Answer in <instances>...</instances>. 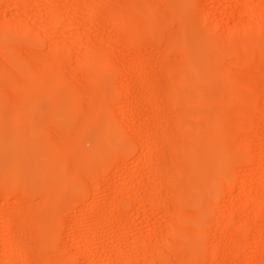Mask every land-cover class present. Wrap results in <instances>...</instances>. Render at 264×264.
Segmentation results:
<instances>
[{"label":"rangeland","instance_id":"1","mask_svg":"<svg viewBox=\"0 0 264 264\" xmlns=\"http://www.w3.org/2000/svg\"><path fill=\"white\" fill-rule=\"evenodd\" d=\"M47 2L49 3V0H0V194L4 192L5 195L2 198V195L0 196V264H130L131 262H135V260L137 264H165V259H163V257L167 258L168 256H173L170 257V260L176 263L177 259L176 261L174 260L176 256L178 257L176 254L180 256L183 255L184 252L188 254L187 264H264V235L262 241H258L261 238L259 234L262 228H264V199H262V197L264 198V137H258L256 126L248 130L249 132H245L243 141L247 138L244 143L248 148L244 152L235 147L236 143L234 144V139H236V134L231 121H229V116L217 121L210 116L200 115L195 117V120L193 118L188 119V121L196 126L194 128H188L183 123L178 124L175 120L168 118V111H171L170 109L175 107L174 101H172L173 99L161 102L162 98L159 99L158 95V93H160L159 91L164 90L163 94L168 93L167 90L170 92L171 89L168 88L172 86L169 85H177L178 82L176 83V81L179 80L177 75L182 72L180 68H176L177 70L175 69V73L172 72L171 74V72H168L167 74L166 71L164 74V71H162L163 68H161L162 64L167 63L166 65H168V61H165L166 56L163 57L162 54H165L162 47L165 49L166 46L164 44L165 40L164 42L162 40L164 38L163 33L168 34L166 32H172V38L175 34L177 37L173 38V51L169 55L171 63L173 62L172 64H176V67H178L180 63H187L189 73H193V78L190 76L188 80L182 83L183 85L179 84L178 86H182L186 91L192 93L193 90H195L194 94L198 97L196 99L197 102L193 99H191V102L186 95L185 97L181 96L180 100L182 104L184 101L183 105L185 107L188 108L190 106L189 108H191L192 105V107L197 108H195L196 110L200 108L199 111H202L201 108H208L211 111L216 110L218 104L220 105L222 100L220 101L217 99L216 92L214 91L226 95L228 92H230L229 94L234 92L242 94V91L243 94L247 93V95L244 94V98H246V96L249 98L248 96L254 95L251 96L253 99L251 102L252 104L255 102L258 104L255 103L252 107L257 108V111H260V113L264 115V70L262 69L264 68V0H140V4L145 7L140 6L135 8L136 11L133 10L132 14L134 13L136 15L137 13L141 20H145L144 23H148L152 20L157 21V16L160 21V27L157 23L155 27H158V30H160L161 39L156 36L158 35V31L156 32L157 29L151 30V38L148 36L149 40L152 39L153 42L146 40V36L143 37L145 38L143 39V35H139L138 32L136 46H134V48L126 46V37L124 36L131 31L135 23L131 17L127 18V23L123 25L124 35L121 41H114L116 27L112 29L113 27L108 23L113 14H119L126 8L124 7L126 0H114L108 3L106 1V3L97 6L95 0H54L55 4L53 6L55 9L60 13L62 12V14L68 12L69 16L72 18L70 21L73 22V25H71L70 28L67 27L66 20L61 18L59 19L61 22H58L59 25L55 26V29L51 27L52 31L48 30V28L51 29L50 27H47L51 25L50 16H52ZM122 8L123 10H120ZM253 8L256 11H253ZM170 11L171 13L169 14ZM253 12L256 13L254 14ZM166 13L168 14L166 15ZM138 16L136 18L140 21ZM148 16L150 20L146 19ZM66 19L70 18L68 17ZM13 20L23 22L19 23L20 26L17 25V22H14L17 24L15 27L11 28L14 26ZM24 20H29L30 23H28L27 30L23 31L21 29V24L25 23ZM92 20L98 21L97 23L101 24L103 27L101 25H96V27L88 26L89 21L91 22ZM198 20H200V23H197ZM9 22L10 28L7 30ZM254 22L255 24L258 22V24L255 25ZM239 23L241 25L243 23L246 24V27L242 25V28L244 27L247 30L243 28L245 30L243 32V30L239 28L241 27ZM46 24L47 26L45 28ZM84 24L87 26L86 29ZM104 25L107 26H105L106 29ZM208 25L210 28H212V26L214 27L210 29ZM235 25H239V33L241 34L238 33L239 35L232 36L230 32L233 31L231 29H236L233 28L236 27ZM57 27L60 28L58 29ZM43 28L45 31L47 29V31L51 32H46L47 35H44L43 32L45 31ZM65 28L67 30H65ZM12 29H18L19 32L12 31ZM35 31L36 34L33 33ZM83 31L85 34L82 33ZM22 32L23 34H21ZM41 32L43 34H41ZM64 32H66V34ZM154 32H156V35H154ZM173 33L174 36L172 35ZM40 34L41 42L40 40L38 41V39H40ZM44 36L48 38L47 42L53 41V44L58 42L56 45H58L60 50L55 54L52 53L50 55L51 57L48 55L53 45L51 46L52 43H46V37ZM180 37H183V39ZM224 39H227L225 40L226 42H224ZM87 42H89L88 44L91 43V45H95L96 50L100 48L99 51L105 52L107 49L112 59L115 58L114 61L112 60L113 63L111 62L106 68L105 65H102L101 68V65H99V67L95 66L96 70L94 66L89 67L90 69H83L81 67L82 62L80 63L78 60L83 57V55H88L90 50H93L91 46L85 44ZM237 42H240V45ZM3 44L4 46H2ZM14 44H17L15 47H18L20 50L22 48V51L18 48H13ZM150 44L154 46L153 49L156 52L155 54L161 52L160 54L162 55L160 57H156L155 54H153L154 56L151 55V52L154 51L152 50L153 46L151 47ZM180 44L182 46H180ZM177 45L179 47H176ZM225 46L228 52L223 51L225 50ZM2 47H4V51H1ZM11 47L16 50H12ZM73 47H75L76 50L71 51ZM141 47H145L144 50H146V54L143 52V56L145 55V65L148 60L151 63H158L156 66H153V64L149 62V65L152 66H145V75L140 79V81H142L140 82L138 79L137 88L135 91L131 92L132 94H129L133 96H131L133 99L129 96V99L133 102H126L129 100L126 98L128 96L125 95L126 87L123 88L126 84L120 82L122 81L120 75L116 73H119L121 66L134 63V58L136 57L134 53L140 51ZM5 48H9L10 51L8 49L6 51ZM178 48H181L184 53ZM241 48H243V50H240V52L244 53L238 52L239 50L237 49ZM256 48L259 51L255 50V52H253ZM250 50L252 52L249 53ZM158 51L159 53H157ZM178 51L183 55L181 56ZM229 52L230 54H228ZM215 53L217 55L222 54L220 55L222 58H219L220 56H217ZM256 53L260 54L255 57L254 54ZM39 54L42 58L45 56V62L40 56H37ZM172 54L175 55V57L172 58ZM231 54L233 57L234 55L236 56V58L234 57L236 60L238 59L237 55L239 56L241 54L242 58L246 60H253L255 58L254 63H249L250 65H247L248 62L246 64V61L241 63L242 65H237L238 67L234 64V71L239 73L240 79L237 76L238 74L236 75L232 72V67L234 68V66H232L233 57L229 56ZM177 55H179V58L181 56L182 59L186 60H178ZM34 56L39 59H35ZM52 57L54 58L53 65H59L56 71L59 72L61 76L60 82L56 81V83L51 82L56 75L54 69L46 73V78L43 77L44 79H40V72L42 70L40 71V67L37 65H42L44 63L42 67L45 66L47 64V59L49 58L50 62ZM224 57L227 59H224ZM218 58L220 61H218ZM58 60H60V63ZM167 60H169V58ZM261 61L263 62L262 68L259 64ZM40 62L42 64H40ZM177 62L179 63L177 64ZM218 64L222 67L220 65L218 66ZM227 65L229 67H227ZM258 65L260 67H258ZM34 67L39 68L37 69L39 73ZM61 67H63V69ZM113 67L116 71L118 69V71L115 72ZM10 69L14 70L10 72ZM78 69L83 71H78ZM139 70L137 71V76H139ZM14 71H16L17 74L19 73L18 75L24 78L26 77L28 80H26V82L23 81L24 78L20 79L21 77L16 73L13 74ZM173 74H176V78L174 77V81L176 79L175 83H173L174 81L172 80ZM16 75L21 82L16 78ZM212 77L217 83L212 81ZM223 77L227 79V82L220 81V78ZM241 77L243 79H241ZM210 79L212 82L209 81ZM34 80L38 81L41 85L38 84L32 91L28 83H32V81L36 82ZM78 80L79 82L82 80L81 86ZM234 82L237 83L231 84ZM123 83L125 85H123ZM250 83L253 84L251 85ZM78 84L80 87H78ZM88 84H91L92 88ZM157 84L162 90H159ZM218 84L222 85L219 86ZM186 85L187 87L190 85L188 88L191 89H188ZM86 87H90V89H86ZM249 88L252 90L250 91ZM146 89L150 90L151 93H144L143 90L145 91ZM155 89L159 91L154 92ZM34 93L36 95L38 93V95L36 96ZM152 93L154 95H152ZM171 93H173V95L175 94L174 96L172 95V98L178 95L177 90H171L170 94ZM150 94L154 97H150ZM95 95L99 96L98 102L92 101L94 98H92V96ZM120 95L122 96L120 97ZM204 95H207V98H210L211 95H213V97L211 96L208 100ZM214 95L217 100L214 98ZM161 96L162 94L160 97ZM228 96L229 95H227L226 98L229 100L230 97ZM242 96H235L234 99H230L229 101L224 98L223 104L226 101L224 104L226 108H230V110L234 108L235 112H232L236 114L237 109L239 110L242 104H244L243 102H247L246 100L244 101ZM104 97L107 101L104 100ZM146 97L148 99L150 97V99L146 100ZM134 98L136 99L134 100ZM85 99L91 101L85 102ZM82 102H85L86 107ZM87 103H89L90 107H93H87ZM110 104L111 106H109ZM15 105L17 108H15ZM235 108L237 109L235 110ZM195 109L191 108L189 110L195 111ZM82 112L84 114H82ZM153 112L157 117L152 116V114L154 115ZM80 113L82 116L85 115L83 119L78 117ZM158 113L160 114L158 115ZM163 115H166L167 118ZM88 117H90V119ZM120 118H123V120ZM163 118H165V120H163ZM85 119L86 122L83 121ZM77 120L81 122L80 125L82 127L84 126V128H79L77 126ZM112 120L113 124L115 123L116 125L114 124L113 126L112 123H109ZM198 120L199 122H197V124H199L197 126L196 121ZM161 123L162 126H160ZM171 124L178 128V130L180 128L179 131L182 133L179 136L180 138L174 135L171 144L165 143L163 147L164 143H159L155 147V150L149 147L148 149L150 152L147 150V147H145L146 150L145 148L144 150H139L143 144L141 142L150 132L152 137L155 135L154 138H159V142L162 139L165 140L164 135L166 133L164 132L165 130L166 132L169 130ZM199 125L201 126L199 127ZM111 126L114 128L113 130ZM116 127L119 128L117 129L118 131H115ZM156 129L158 136H156ZM194 129L196 130L194 131ZM60 130L61 133L59 134ZM109 130H111V132L108 133ZM114 131L118 133L115 135ZM53 133L56 136L55 140L52 139V137L50 138V135H53ZM152 133H154V135ZM186 133L188 136L194 134V138L191 137L193 139H187L188 136H186ZM66 134H68V138H66ZM132 135L133 140L131 139ZM183 135L186 137H183ZM109 136L110 138H108ZM127 137L131 139L129 142L132 141L131 143L128 142L129 144L124 141L128 140ZM188 138H190V136ZM228 138L231 139L230 143ZM232 140L234 147L231 145ZM248 141H250V145H248ZM124 142L127 143L125 149H123L125 146ZM174 142L179 146L180 151L183 153L182 155H180V152V154L178 153L179 150L177 149L178 147L176 148L175 144L172 146ZM106 143L107 147L105 146ZM136 145L139 146V148ZM166 145H168V147ZM54 146H56V148ZM193 146H195V148ZM196 148L198 149L196 150ZM151 150L153 151L151 154L153 157L151 158V156H148V158L151 159H143L145 156L144 154L151 153ZM69 153H72L71 157ZM65 154L68 155L65 156ZM171 155H173V158L177 159L180 169L175 171V174H177L174 177L175 180L173 177L171 180L167 179L170 180L171 183H166L167 181H164V183L160 182L157 176L162 177L161 174L163 173L164 175V173H166L167 165L165 161H167ZM180 156H182V158H180ZM184 156L186 158H184ZM66 157L71 159L74 158L75 161L73 159H69L70 161H68ZM162 157H165L166 160L164 158V161L162 160L160 162ZM97 159H99V161ZM149 160L152 161H150L152 163L150 165ZM185 160L189 163H187V166L185 165L186 167L184 166V163L186 164L187 162ZM69 162L71 163L70 165L68 164ZM73 162L77 163V167ZM69 166L75 167V169H71L72 174L74 172L73 170L80 174L75 173L72 176ZM78 167L80 168L77 169ZM81 167L84 168V170L81 169ZM85 169L90 173L85 171ZM180 172L183 174H180ZM85 173L86 175L88 174L85 178L89 177L90 181H84ZM99 174L101 175L100 177ZM214 175L221 177V184L214 182V178H216ZM210 179H213V182ZM89 182L90 186H88ZM54 191L56 193H54ZM203 193L206 195L208 193L210 195V201L211 198H213V202L211 201L214 204L213 206L211 205L212 203L206 204L203 198L208 195L205 196ZM18 194L19 196L21 195L20 198L19 196L17 197ZM47 194L48 197H46ZM118 194H121L120 197L117 196ZM175 194H178V196H180L179 198L183 197L181 199L176 198ZM25 196H27V199ZM44 197L47 199H44ZM116 197L117 199L119 197V200H117ZM70 198L71 200H69ZM18 199H21V202ZM141 199H145L146 201L144 200V205L139 206L140 204L138 202H140ZM149 199L151 200L149 201ZM155 201L156 205L154 203ZM259 201L262 202L260 203L261 209L257 217L254 218V208L258 206ZM55 202H58V204L55 205ZM119 202L120 205L118 204ZM40 204L44 207L42 205L40 206ZM44 204L48 206V208L45 209ZM149 204L151 207H149ZM160 204L162 206H159ZM113 206L118 207L114 208ZM138 207L142 210L138 211L139 214L137 211L135 213ZM28 208L30 210H28ZM117 208L122 212H117ZM247 210L250 211L247 212ZM192 211L193 216L191 217ZM194 211L197 212L195 213ZM199 211H201V213H199ZM202 212L204 213L202 214ZM37 214L38 217H36ZM183 214L184 216H182ZM248 214L253 218L251 217L249 230L242 232L241 229L245 222L244 220H247L244 219V216L249 218ZM9 216H18L19 218L17 217L12 220ZM29 217L31 219H29ZM32 217L35 219V222L32 224L28 223L30 224L28 227L25 218L33 222L34 220ZM43 217H46V219L43 220ZM231 219L234 220V224L240 225L241 228L237 227L236 229L235 225L233 228L227 227L228 221ZM8 220L10 222L11 220L14 221L11 222L12 225L8 228L13 229H10V232L7 228V231L5 229V224ZM38 220H43L44 223L42 221L38 222ZM156 220L159 224H155ZM45 221L49 223L46 224ZM225 221L226 225L224 224ZM196 224L199 225L197 226ZM25 228L28 230H24ZM30 228L35 229L34 232L40 239L38 238L37 242L34 241L29 245H25V243L30 241L29 239H31L32 234H34L31 233L32 230ZM192 228L193 231L194 228H196L195 231L197 233L189 230ZM15 230H18V233ZM19 231L24 232L20 233ZM14 232L17 233V235L19 233L22 234L20 235L23 237H21V241L23 242L21 251L26 246L30 247L28 249H31V251H35L34 253L32 252V256H27L25 260H23L22 255L19 253L13 259L9 258L8 260L7 258L8 248L11 246V238ZM5 234L6 236H4ZM25 237L28 242L23 241ZM186 239L187 241H185ZM177 241L180 242V244ZM153 249L158 250L163 257H154L155 259L152 258L151 260V258H149L150 252L148 251ZM58 255H60V258ZM134 257L135 259H133ZM132 259L133 261H131Z\"/></svg>","mask_w":264,"mask_h":264},{"label":"bare ground","instance_id":"2","mask_svg":"<svg viewBox=\"0 0 264 264\" xmlns=\"http://www.w3.org/2000/svg\"><path fill=\"white\" fill-rule=\"evenodd\" d=\"M92 1V0H91ZM94 1V0H93ZM106 1H107V3L108 2H111V1H114V0H95V4H96V6L97 5H101V4H104V3H106ZM123 1H125V0H123ZM158 1H161V0H158ZM58 2V1H57ZM48 3V2H47ZM46 3V4H47ZM128 3V4H127ZM154 3V2H153ZM156 3V2H155ZM49 4V5H48ZM47 5H48V7L50 8V10H51V12H52V16H50L51 17V22H50V24L51 25H49L47 22V24L49 25V26H47V24L45 25V28H46V26L47 27H52L53 29H55V26H58L59 25V23L61 22V21H59V19H61V18H64L65 20H66V22H67V27H71V25H73L72 23L73 22H71L70 20L72 19L70 16H69V14H68V12L66 13H63L62 14V12L60 13L58 10H56L55 9V7L53 6L54 4H55V2H54V0H49V3H48ZM57 4V3H56ZM123 4H124V2H123ZM146 4V3H145ZM127 5V6H126ZM148 5V4H147ZM166 5V4H165ZM140 6H142V4H140V0H126V3L124 4V7H126L124 10H123V8L122 9H120V10H123L121 13H119V14H113L114 13V11H113V15L111 16V18H110V21H108V23H110L111 24V26L113 27L112 29H114V27H116L115 29H116V34H115V36H114V41L115 40H120L121 41V39H122V37H123V35H124V30H123V25H124V23H127V18H129V17H131V19L132 20H134L135 21V23L133 24V26H132V29H131V31H129V33H127L126 35H124L125 37H126V46L127 47H129V48H134V46H136V37H137V34H138V32H139V35L141 34V35H143L142 36V38L143 37H145L146 38V40H149V38H151L150 37V33H151V30L153 29V30H155V29H157L156 30V32L158 31V35H156V32H154V35H156V36H158L160 39H161V37H160V34H161V32L159 33V31L160 30H158V27H155V25H156V23H157V25H159L160 24V21L158 20L159 18H157V16H156V19H157V21H149L148 23H144V21L143 20H141V18H139L140 16H138L137 15V13H136V15L138 16V19L140 20V21H138L137 20V16L133 13L132 14V11L133 10H135V8H138V7H140ZM168 6V5H167ZM54 7V8H53ZM142 7H145V6H142ZM147 7V6H146ZM118 8V7H117ZM153 8V7H152ZM195 8V7H194ZM178 9V8H177ZM63 10V9H62ZM253 11H256V10H254V8L252 9ZM136 11V10H135ZM251 11V10H250ZM48 12H49V10H48ZM70 13H71V11H70ZM171 13V11L169 12V14ZM254 13V12H253ZM256 13V12H255ZM254 13V14H255ZM51 14V13H50ZM68 14V15H67ZM72 14V13H71ZM168 13H166V15H167ZM179 14V13H178ZM142 15V14H141ZM170 16V15H169ZM70 18V19H66V18ZM145 17H146V15H145ZM76 18V17H75ZM74 18V19H75ZM20 19V18H19ZM22 19V18H21ZM26 19V18H25ZM146 19H148V20H150L149 19V16L146 18ZM155 19V20H156ZM169 19V18H168ZM64 20V21H65ZM68 20V21H67ZM5 21V20H4ZM63 21V20H62ZM73 21V20H72ZM259 21V20H258ZM14 22H17V23H14ZM20 22H23V21H14L13 20V25L14 26H12V24H11V28H13V27H15L16 26V24L17 25H19V23ZM24 22L25 23H23V24H21V29L24 31V30H27V28H28V23H30L29 22V20H24ZM59 22V23H58ZM79 22V21H78ZM85 22V21H84ZM98 21H96V20H92L91 22L89 21V24H88V26H90V27H93V26H95L96 27V25H101V24H98L97 23ZM261 22V21H260ZM62 23H65V22H62ZM61 23V24H62ZM100 23V22H99ZM103 23V22H102ZM163 23V22H162ZM162 23H161V25H162ZM197 23H200V20H198V22ZM206 23V22H205ZM77 24V23H76ZM76 24H74V25H76ZM169 24V23H168ZM202 24V23H201ZM240 24V23H239ZM254 24H255V22H254ZM257 24H258V22H257ZM257 24H255V25H257ZM156 25V26H157ZM242 25H244V27H246V24H242ZM242 25L240 24V26L241 27H239V25L237 26V25H235L236 27H233V28H236V29H231V30H233L232 32H230V34H232V36L233 35H235V36H237V34L240 32V29H242L243 30V32L245 31L244 29H246V28H242ZM5 26H7V25H5ZM20 26V25H19ZM32 26V25H31ZM102 26V25H101ZM106 25H104V28L106 29V27H105ZM169 26V25H168ZM206 26H207V23H206ZM209 26V25H208ZM250 26V25H249ZM248 26V27H249ZM258 26H260V25H258ZM74 27V26H73ZM72 27V28H73ZM84 27H85V29H86V27L87 26H85V24H84ZM103 27V26H102ZM152 27H154V28H152ZM159 27H160V25H159ZM214 26H212V28H213ZM240 29H239V28ZM257 27V26H256ZM8 28H10V22H9V27H7V30H8ZM17 28V27H16ZM42 28V27H41ZM52 28L51 29H49L48 28V30H51L52 31ZM58 28V27H57ZM57 28H56V30H57ZM60 28V27H59ZM58 28V29H59ZM63 28V27H62ZM109 28H111V27H109ZM169 28V27H168ZM171 28V27H170ZM196 28V27H195ZM208 28H210V26L208 27ZM212 28H210V29H212ZM252 28V27H251ZM257 28H259V27H257ZM19 29V28H18ZM13 30L12 29V31H18L19 32V30ZM64 29V28H63ZM3 30H4V26H3ZM43 30H44V28H43ZM65 30H67L66 28H65ZM65 30H63V31H65ZM110 30V29H109ZM126 30V29H125ZM198 30H199V28H198ZM205 30H206V28H205ZM214 30V29H213ZM247 30V29H246ZM12 31H10V32H12ZM45 31V30H44ZM51 31H47V29H46V31L45 32H43L44 33V35L46 34L47 35V33L46 32H51ZM127 31H128V29H127ZM207 31V30H206ZM10 32H9V34H10ZM200 32V31H199ZM212 32V31H211ZM210 32V33H211ZM228 32V33H229ZM34 34H36V31L35 32H33ZM42 32H41V34H43ZM65 34H66V32H64ZM82 33H84L85 34V32L83 31ZM115 33V32H114ZM166 33H168V34H165V33H163L164 35V38L162 39L163 40V42H164V40H165V42H164V44L166 45L165 46V49L162 47V49L164 50V52H165V54L164 53H162L163 54V57L164 56H166V59H165V61H168V65H166L167 63H165V64H160L162 67L161 68H163L162 69V71H164V74L166 73V71H167V74H168V72H171V74H172V72H174L175 71V69L176 68H180L181 70H182V74L181 73H179L177 76V78L179 79H177L178 81H176V79H175V81H176V83H177V85H175V86H173V84L172 85H169V86H172V87H170V88H168V89H171V90H177V92H178V95H176V97H173L172 98V95H173V93H171L170 94V92H171V90H170V92H169V90H167V92L168 93H165V94H163V91H159V90H162L161 89V87L159 88L158 87V84H157V87L159 88V92L160 93H158V95H159V99L160 98H162V101L161 102H163V101H168V100H172V101H174V108L172 109H170L171 111H168L169 112V114H168V112H167V116H168V118H171V119H173V120H175L178 124H184L186 127H188V128H194V127H196L194 124H192L190 121H188V119H194L195 117H198V116H210L212 119H215V120H217V121H219V120H221V119H223V118H225V117H227V116H229L230 117V120L229 121H231V124H232V127L234 128V130H235V134H236V139H234V144H235V147L237 148V149H240V150H243L244 152L247 150V145L244 143V141H246L247 140V138L243 141V139H244V134H245V132L247 133V132H249L248 130H251L252 128H254V126H256L257 128V131H256V133H258V137L259 138H261V137H264V115H262V113H260V111H257V108H254V107H252V106H254L253 104H255V103H253L252 104V102H251V100L253 101V99H252V97L251 96H254V95H251V96H248L249 98H247V96H246V98H244L245 97V95H247V93L244 95L243 94V92L241 91V93L242 94H238L237 92L235 93H232V94H229L230 92H228L227 93V95H229L228 97H230L229 98V100L230 99H234L235 98V96H238V95H244V96H242L243 98H244V101L246 100L247 102L245 103V102H243L244 104H242V106L239 108V110L237 109V108H235V110L237 109V111H236V114H234L233 112H235L234 111V108H232L231 110H230V108H226V106L224 105L225 103H226V101L224 102V104H223V101H224V98H226V94H220V93H218L217 91H214V92H216V97H217V99L218 100H222L221 102H220V105L218 104V108H217V105H216V110H209L208 108H201L202 109V111H199V109L200 108H198V110H196L194 107H192V105H191V108L192 109H195V111H190L189 109H191V108H189L190 106H189V104H188V108L187 107H185L183 104H184V101H183V104H182V102H181V96H183V97H185V95L187 96V98L191 101V99H193V100H195V102H197V95L196 94H194V91L195 90H193V93L192 92H190V91H186L185 89H184V87H179L178 85L180 84H182V83H184V81L185 80H188V78H190V76H191V78H193L192 76H193V73H189V71H188V66H187V63H185V64H181L180 63V65H178V67H176L175 65L176 64H172L171 63V59H170V54L172 53V51H173V45H174V40H173V38L174 37H177V35L175 34V36H174V33L172 34L174 37L172 38V36H171V33L170 32H166ZM170 33V34H169ZM209 33V34H210ZM260 33V32H259ZM15 34V33H14ZM16 34H17V32H16ZM15 34V35H16ZM21 34H23V32L21 33ZM41 34H40V36H39V38L40 39H38V41L40 40V42H41ZM229 34V35H230ZM239 34H241V33H239ZM238 34V35H239ZM245 34V33H244ZM250 34V33H249ZM253 34V33H252ZM11 36H12V34H10ZM25 35V34H24ZM26 35H28V34H26ZM48 35H49V33H48ZM204 35V34H203ZM17 36V35H16ZM43 36V35H42ZM50 36V35H49ZM148 36H149V38H148ZM156 36H155V38H156ZM206 36V35H205ZM204 36V37H205ZM207 36H209V35H207ZM231 36V35H230ZM263 36V35H262ZM27 37V36H26ZM33 37V36H32ZM44 37H46V36H44ZM153 37V36H152ZM157 37V38H158ZM179 37V36H178ZM145 38H143V39H145ZM148 38V39H147ZM154 38V37H153ZM180 38H182L183 39V37H180ZM207 38V37H206ZM221 38V37H220ZM107 39V38H106ZM108 39H110V38H108ZM223 39V38H222ZM221 39V40H222ZM260 39V38H259ZM261 39L263 40V38L261 37ZM47 40H48V38L46 37V39H45V42L46 43H52L51 44V50H50V52H49V57H51L50 55L53 53V54H55V53H57L60 49H59V47H58V45H56V43H58V42H55V44H53V41L52 42H47ZM180 40V39H179ZM178 40V41H179ZM225 40H227V39H224V42H226ZM253 40V39H252ZM111 41H113V40H111ZM144 41V40H143ZM150 42H153L152 41V39L151 40H149ZM156 41V40H155ZM177 41V42H178ZM223 41V40H222ZM32 42V41H31ZM106 42V41H105ZM122 42H123V40H122ZM176 42V43H177ZM202 42V41H201ZM214 42H216V41H214ZM218 42V41H217ZM46 43H44V44H46ZM89 42H87V43H85V44H88ZM146 43H147V41H146ZM219 43H221V42H219ZM238 43V42H237ZM244 43L246 44V42L244 41ZM248 43V42H247ZM96 44V43H95ZM161 44H163V43H161ZM163 44V45H164ZM198 44V43H197ZM222 44V43H221ZM225 44V43H224ZM239 45H240V42L238 43ZM243 44V43H242ZM244 44V45H245ZM259 44V43H258ZM10 45V44H9ZM56 45V46H55ZM97 45V44H96ZM148 45V44H147ZM151 45V47L153 46L152 44H150ZM149 45V46H150ZM184 45V44H183ZM205 45V44H204ZM231 45V44H230ZM2 46H4V44L2 45ZM11 46H12V44H11ZM15 46H17V44L15 45L14 44V47L13 48H18V47H15ZM87 46H91V48L93 49L92 51L90 50V53L88 54V55H83V54H81V55H83V57H79L80 59L78 60V61H80V63H81V67L84 69V68H89V67H99V65H101L100 66V68L102 67V65H105V68H106V66L108 67L110 64H111V62H112V60L114 61V59H112V57H111V55H110V53H109V51L106 49L105 50V52H103V51H99V46H98V50H96V46L95 45H91V43L90 44H88ZM144 46V45H143ZM149 46H147V47H149ZM180 46H182L181 44H180ZM226 46H228V45H226ZM226 46L224 47V49L226 48ZM76 47V46H75ZM75 47H73V49L71 50V49H69V50H71V51H73V50H76V48ZM176 47H179L178 45L176 46ZM176 47H174V48H176ZM236 47V46H235ZM248 47V46H247ZM3 48L4 47H2L1 48V51L3 50ZM10 48V47H9ZM9 48H7L9 51H10V49ZM12 48V47H11ZM12 48V50H16V49H13ZM21 48V47H20ZM72 48V47H71ZM75 48V49H74ZM88 48H90V47H88ZM124 48H126V47H124ZM145 48V47H144ZM144 48H140V51H138V52H133L134 53V55L136 54V57L134 58V63H132V64H126V65H123V66H121L120 67V70H119V73H116L117 75L119 74L120 75V79L122 80V81H120V82H124L125 84H126V86H123V88L124 87H126V94L125 95H127L128 97H126L127 99H129L131 96L129 95V94H132L131 92H133V91H135V89L137 88V81H138V79H139V81H140V79H142L143 77H144V75H145V69H146V67L145 66H147V65H149V60L148 61H146V65H145V61H144V59H145V55L143 56V52L146 54V50H144ZM154 46L152 47V50L154 51ZM186 48V47H185ZM218 48H219V46H218ZM239 48H240V46H239ZM6 49V48H5ZM7 49H6V51H7ZM19 49V48H18ZM31 49V48H30ZM46 49V48H45ZM142 49V50H141ZM180 51H182L181 50V48H178ZM214 49V48H213ZM217 49V48H216ZM249 49H250V47H249ZM20 50V49H19ZM25 50V49H24ZM144 50V51H143ZM156 50V49H155ZM222 50V49H221ZM228 49H225V50H223L224 52L225 51H227ZM235 50V49H234ZM237 50H239L238 52H240V50L242 51L243 50V48H241V49H237ZM245 50V49H244ZM255 50H258L257 48L256 49H254V51L253 52H255ZM4 51V50H3ZM6 51H5V53H6ZM20 51H22V48H21V50ZM71 51H69V52H71ZM88 51V50H87ZM130 51H133V50H130ZM177 51V50H176ZM259 51V50H258ZM44 52V51H43ZM77 52V51H76ZM129 52V51H128ZM150 52V51H149ZM175 52V51H174ZM179 52V51H178ZM183 52V51H182ZM219 52V51H218ZM228 52V51H227ZM230 52H232V51H230ZM230 52L228 53V54H230ZM250 52H252L251 50L249 51V53ZM257 52V51H256ZM71 53H73V52H71ZM75 53V52H74ZM152 54L151 55H153V54H155L156 52L154 51V52H151ZM157 53H159V51L157 52ZM161 53V52H160ZM155 54L156 55V57H160L162 54ZM180 53V52H179ZM184 53V52H183ZM220 53H221V51H220ZM240 53H244V52H240ZM258 53V52H257ZM254 54L255 55V57H256V55H259V54ZM77 54V53H76ZM216 54V53H215ZM236 54V53H235ZM238 54V53H237ZM116 55H118V54H116ZM158 55V56H157ZM180 55H181V53H180ZM183 55V54H182ZM181 55V56H182ZM217 55V54H216ZM220 55H222V54H220ZM220 55H217V56H220ZM232 55V54H231ZM231 55H229L230 57H233V55L231 56ZM38 57L40 56V58L44 61V58H45V56H44V58H42L41 57V55L39 54V55H37ZM47 56V57H48ZM53 56V55H52ZM71 56V55H70ZM154 56V55H153ZM179 55H177V57H178ZM181 56H180V58L178 57L177 59L179 60V59H182L181 58ZM262 56V55H261ZM35 57V56H34ZM34 57H33V60H34ZM36 58L35 57V59H39V58ZM144 57V58H143ZM156 57H154V58H156ZM173 57H175V55H173L172 54V58ZM234 57L236 58V56L234 55ZM233 57V61L235 62H233L232 61V66H234V64H235V66L236 67H238L237 65H242L241 63H244L245 61H246V64H247V62H248V64L247 65H250L249 63H254V60H255V58L254 57H252V58H254L253 60H246L245 58H242V54L241 55H237V60L235 59ZM241 57V58H240ZM63 58V57H62ZM169 58V60H167ZM219 58H222V56H220ZM218 58V61H220V59ZM258 58V57H257ZM53 59V60H52ZM61 59V58H60ZM224 59H227L226 57H224ZM236 61H235V60ZM41 60V61H42ZM83 60V61H82ZM157 60V59H156ZM182 60H186V59H182ZM42 61V62H43ZM56 61H57V59H56ZM158 61V60H157ZM156 61V62H157ZM169 61H170V63H169ZM223 61V60H222ZM228 61V60H227ZM257 61V60H256ZM31 62H32V60H31ZM35 62V61H34ZM37 62H39V61H37ZM45 62V61H44ZM58 62L60 63V60H58ZM155 62V61H154ZM161 62V61H160ZM162 62H163V60H162ZM225 62V61H224ZM231 62V61H230ZM229 62V63H230ZM53 63H54V58L52 57L51 58V61L49 62V58L47 59V64L45 65V66H43L42 67V65L44 64H42L41 62H40V64H42V65H39V64H37L38 65V67H40V79H44L43 77H45L46 76V73L47 72H49V71H52L53 69L55 70V72H56V75H55V73H54V75H55V77H53V79L51 80V82H55L56 83V81H59L60 80V78H61V76H60V74H59V72H57L56 70H58V67L57 66H59V65H55L56 66V68H55V66L53 65ZM58 63V64H59ZM79 63V64H80ZM113 63V62H112ZM128 63V62H127ZM148 63V64H147ZM151 63V62H150ZM158 63V62H157ZM157 63L155 64V63H151V64H153V66H156L157 65ZM179 62H177V64H178ZM183 63V62H182ZM257 63V62H256ZM255 63V64H256ZM222 64V63H221ZM227 64V63H226ZM259 64H260V66H261V68H262V66H263V62L261 61V62H259ZM33 65V64H32ZM164 65V66H163ZM220 64H218V66H219ZM223 65V64H222ZM149 66H152V65H149ZM159 66V65H158ZM221 66V65H220ZM225 66V65H224ZM232 66H230V67H232ZM235 66H234V68L232 67V72H234L237 76H238V78H239V73H237L236 71H234V69H235ZM259 65H258V67H260ZM20 67V66H19ZM23 67V66H22ZM33 67V66H32ZM41 67H42V69H41ZM64 67V66H63ZM63 67H61L62 69H63ZM76 67H77V65H76ZM75 67V69L77 70V68ZM80 67V68H81ZM96 67H95V70H96ZM192 67V66H191ZM222 67V66H221ZM227 67H229L228 65H227ZM36 70L37 69H39V68H37V67H34ZM255 68V67H254ZM260 68V69H261ZM90 69V68H89ZM92 69V68H91ZM109 69V68H108ZM113 69H114V67H113ZM139 69H141V70H139V76H137L138 75V73H137V71ZM230 69V68H229ZM259 69V68H258ZM263 70H264V68H262ZM261 69V70H262ZM12 69H10V72H12L11 71ZM75 70V71H76ZM137 70V71H136ZM177 70V69H176ZM217 70V69H216ZM262 70V71H263ZM38 71V70H37ZM78 71H83V70H79L78 69ZM114 71L115 72H117L118 71V69H117V71L114 69ZM212 71V70H211ZM260 71V70H259ZM17 72H18V70H17ZM17 72L16 71H14L13 72V74L14 73H16L17 74ZM179 72V71H178ZM38 73H39V71H38ZM52 73V72H51ZM50 73V74H51ZM89 73V72H88ZM175 73V72H174ZM19 74V73H18ZM17 74V75H18ZM21 74V73H20ZM226 74V73H225ZM16 75V76H17ZM49 75V74H48ZM174 75V76H173ZM172 75V77H173V81H174V77L176 78V74H173ZM18 76H20L21 78L20 79H22V78H24V77H22L21 75H18ZM16 77L17 79L19 78V77ZM38 76V75H37ZM210 76H211V74H210ZM84 77V76H83ZM139 77V78H138ZM141 77V78H140ZM233 77V76H232ZM257 77V76H256ZM46 78V77H45ZM20 79H18L19 80V82H21V80ZM33 79V78H32ZM81 79V78H80ZM195 80H196V78H194ZM206 79V78H205ZM208 79H209V77H208ZM212 79V81H214L213 79V77L211 78ZM211 79L209 80V81H211ZM240 79V78H239ZM241 79H243L242 77H241ZM252 79H254V78H252ZM256 79H258V78H256ZM26 80H28L26 77L23 79V81H25L26 82ZM82 80H83V78H82ZM82 80L79 82V80H78V83H80V86H81V82H82ZM91 80H92V78H91ZM202 80V79H201ZM229 80V79H228ZM30 81V80H29ZM34 81H36V80H34ZM116 81V80H115ZM142 81V80H141ZM140 81V82H141ZM175 81L173 82V83H175ZM189 81H191V80H189ZM197 82H199L198 80H196ZM211 81V82H212ZM220 81H222V82H227V79L225 78V77H223V78H220ZM233 81V80H232ZM250 81H253V80H250ZM16 82V81H15ZM18 82V81H17ZM60 82V81H59ZM76 82V81H75ZM139 82V83H140ZM214 82H216L217 83V81L215 80ZM229 82V81H228ZM77 83V82H76ZM123 83V85H125ZM188 83V82H187ZM186 83V84H187ZM194 83V82H193ZM237 82H234V83H231V84H236ZM38 84H40L38 81H36V82H33L32 81V83H28V86L30 87V89L33 91V89H35L36 87H37V85ZM48 84H50V83H48ZM118 84V83H117ZM122 84V83H121ZM169 84V83H168ZM189 84H191V83H189ZM251 84V83H250ZM249 84V85H250ZM253 84V83H252ZM251 84V85H252ZM41 85V84H40ZM42 85H44V84H42ZM58 85V84H57ZM88 85H90V87H91V84H88ZM139 85V84H138ZM141 85V84H140ZM183 85V84H182ZM219 86L220 85H222V84H218ZM241 85V84H240ZM18 86V85H17ZM44 86H46V85H44ZM77 86V85H76ZM79 86V84H78V87H80ZM148 86V85H147ZM154 86V85H153ZM167 86V85H166ZM168 86V87H169ZM227 86V85H226ZM237 86V85H236ZM24 87V86H23ZM40 87V86H39ZM53 87V86H52ZM56 87V86H55ZM90 87H86V89L87 88H89L90 89ZM145 87V86H144ZM186 87H187V85H186ZM185 87V88H186ZM188 87H190V85L188 86ZM187 87V88H188ZM250 87V86H249ZM27 88V87H26ZM92 88V87H91ZM94 88H95V86H94ZM119 88V87H118ZM164 88H165V85H164ZM240 88V87H239ZM254 88V87H253ZM80 89V88H79ZM96 89H97V87H96ZM95 89V90H96ZM109 89V88H108ZM188 89H191V88H188ZM241 89V88H240ZM120 90V89H119ZM139 90V89H138ZM249 90L251 91L252 89H250L249 88ZM36 91H37V89H36ZM93 91V90H92ZM122 91V90H121ZM124 91H125V89H124ZM149 91V92H148ZM157 91V89H155L154 90V92H158ZM240 91V90H239ZM13 92V91H12ZM89 92V91H88ZM143 92L144 93H146V94H149V93H151V91L150 90H143ZM148 92V93H147ZM220 92H221V90H220ZM263 92V91H262ZM6 93H7V91H6ZM9 93V92H8ZM36 93V92H35ZM34 93V94H35ZM99 93H101V92H99ZM218 93V94H217ZM224 93H226V92H224ZM264 93V92H263ZM50 94V93H49ZM135 94V93H134ZM140 94H142V93H140ZM139 94V95H140ZM146 94H144V95H146ZM162 94V96L160 97V95ZM180 94V95H179ZM200 94V93H199ZM253 94H254V92H253ZM15 95V94H14ZM36 95V94H35ZM37 95H38V93H37ZM36 95V96H37ZM46 95V94H45ZM152 95H154L153 93H152ZM151 94H150V97H154V96H152ZM175 95V94H174ZM173 95V96H174ZM250 95V94H249ZM99 96H100V94H99ZM99 96H97V95H95V96H92V98H93V100L92 101H94V102H98L99 101ZM103 96V95H102ZM101 96V97H102ZM122 95H120V97H121ZM130 96V97H129ZM206 98H207V95H204ZM212 97H213V95H211ZM211 96H210V98H211ZM133 97V96H132ZM131 97V99H133ZM145 97V96H144ZM150 97H149V99H150ZM203 97V96H202ZM205 97H204V99H205ZM216 97H215V95H214V98L216 99ZM240 97V96H239ZM46 98V97H45ZM85 98V97H84ZM105 98V97H104ZM157 98V97H156ZM201 98V97H200ZM199 98V99H200ZM210 98H207L208 100L210 99ZM33 99H35V98H33ZM119 99H121V98H119ZM126 99V100H127ZM131 99H129V100H127L126 102H131L132 100ZM136 98H134V100H135ZM142 99V98H141ZM148 98L146 97V100H147ZM148 99V100H149ZM154 99V98H153ZM198 99V100H199ZM216 99V100H217ZM83 100V99H82ZM81 100V101H82ZM104 100H106V98L104 99ZM180 100V101H179ZM226 100H228L227 98H226ZM228 100V101H229ZM256 100V99H255ZM17 101V100H16ZM88 101L90 102L91 100H89L88 99ZM87 101V99H85V102H88ZM107 101V100H106ZM124 101V100H123ZM34 102V101H33ZM85 102L83 103L82 102V104H84V106L86 105L85 104ZM94 102H93V104H94ZM125 102V101H124ZM133 102V101H132ZM181 102V103H180ZM188 102V101H187ZM192 102V101H191ZM17 103V102H16ZM15 103V104H16ZM36 103V102H35ZM92 103V102H91ZM108 103H110V102H108ZM144 103H146V102H144ZM186 103V102H185ZM199 103V102H198ZM197 103V104H198ZM88 105H87V107L89 106V103H87ZM126 104H129V103H126ZM132 104V103H131ZM196 104V105H197ZM256 104H258V103H256ZM36 105V104H35ZM34 105V106H35ZM63 105V104H62ZM98 105V104H97ZM143 105H145V104H143ZM195 105V106H196ZM16 106V105H15ZM99 106V105H98ZM109 106H111V104L109 105ZM236 106V105H235ZM256 106V105H255ZM86 107V106H85ZM91 107H93V106H91ZM90 106H89V108H91ZM258 107V106H257ZM15 108H17V106L15 107ZM100 108V107H99ZM101 108H103V107H101ZM147 108V107H146ZM110 109V108H109ZM151 109V108H150ZM154 109H156V108H154ZM169 109V108H168ZM203 109H205V110H203ZM211 109H214V108H211ZM230 111H228V110ZM92 110V109H91ZM90 110V111H91ZM105 110V109H104ZM152 110V109H151ZM233 111V112H232ZM93 112V111H92ZM99 112V111H98ZM154 112H155V110H154ZM153 112V113H154ZM40 113H41V111H40ZM43 113V112H42ZM157 113V112H156ZM82 114H84L83 112H82ZM82 114L80 113V115L78 116V117H81V119H83L84 118V116L85 115H83L82 116ZM99 114V113H98ZM150 114V113H149ZM160 113H158V115H159ZM171 114V115H170ZM95 115V114H94ZM109 115V114H108ZM166 115H163V116H165L166 117ZM171 117H170V116ZM116 116V115H115ZM152 116L154 117V116H156L155 115V113H154V115L152 114ZM162 116V115H161ZM161 116H159V117H161ZM78 117H77V119H78ZM118 117V116H117ZM157 117V116H156ZM36 118V117H35ZM70 118V117H69ZM89 119H90V117H88ZM167 118V117H166ZM121 119V118H120ZM103 120V119H102ZM111 120V119H110ZM121 120H123V118L121 119ZM153 120H154V118H153ZM152 120V121H153ZM163 120H165V118H163ZM168 120V119H167ZM195 120V119H194ZM193 120V121H194ZM209 120H210V118H209ZM18 121V120H17ZM82 121V120H81ZM83 121H85L86 122V119L85 120H83ZM87 121H88V119H87ZM150 121V120H149ZM172 121V120H171ZM21 122H22V120H21ZM105 122V121H104ZM109 122V121H108ZM121 122V121H120ZM119 122V123H120ZM195 122V121H194ZM197 122H199V120L198 121H196V124H197ZM201 122V121H200ZM203 122V121H202ZM216 122V121H215ZM11 123V122H10ZM110 124L112 123L113 124V120L111 121V122H109ZM151 123V122H150ZM172 123V122H171ZM206 123V122H205ZM204 123V124H205ZM77 126L80 128H84V126L82 127L80 124H81V122L79 121V120H77ZM89 124V123H88ZM115 124V123H114ZM114 124H113V126H114ZM121 124V123H120ZM123 124V123H122ZM199 124V123H198ZM198 124H197V126H198ZM202 124V123H201ZM231 124H229V125H231ZM2 125V124H1ZM116 125V124H115ZM117 125H118V123H117ZM124 125V124H123ZM149 125V124H148ZM156 125V124H155ZM175 125V124H174ZM124 126H126V125H124ZM123 126V127H124ZM131 126V125H130ZM160 126H162V123H161V125ZM201 125H199V127H200ZM206 126V125H205ZM174 126H172V124H171V126L169 127V130H167V132H166V130H165V132L164 133H166L164 136H165V140H161V137H160V142H159V138H157V137H155L154 138V133H152L154 136L152 137V135L149 133L147 136H145V138H144V140L141 142V143H143L142 145H141V147L139 148V144H137V145H139V146H137L138 148H139V150L140 149H143L144 150V148L145 147H147V150L150 152V150L148 149L149 147L150 148H152L153 150H155V147L157 146V144H159V143H164L163 144V147L165 146V143L166 144H171L172 143V137H174V135H176V136H180L182 133L179 131L180 130V128H179V130H178V128H176V127H174ZM225 127V126H224ZM103 128V127H102ZM106 128V127H105ZM111 128H112V126H111ZM126 128V127H125ZM152 128V127H151ZM159 128V127H158ZM165 128V127H164ZM167 128H168V126H167ZM114 128H112V130H113ZM116 130L115 131H118L117 129H119V128H115ZM132 129V128H131ZM166 129V128H165ZM255 129V130H256ZM152 130H154V129H152ZM196 129H194V131H195ZM254 130V131H255ZM58 131V130H57ZM114 131V133H115V135L118 133V132H115ZM82 132V131H81ZM105 132V131H104ZM109 132H111V130H109L108 131V133ZM126 132V131H125ZM155 132V131H154ZM156 132H157V129H156ZM160 132V131H159ZM226 132V131H225ZM61 133V130H60V132H59V134ZM66 133V132H65ZM67 133H69V132H67ZM75 133V132H74ZM103 133V132H102ZM107 133V134H108ZM124 133V132H123ZM136 133V132H135ZM162 133V132H161ZM187 133H189V132H187ZM187 133H186V136H188L187 135ZM63 134V133H62ZM70 134V133H69ZM72 134V133H71ZM133 134V133H132ZM160 134V133H159ZM232 134V133H231ZM54 135V136H53ZM53 135H50V138L52 137V139H54L55 140V138H56V136H55V134L53 133ZM67 136H66V138H68V134H66ZM76 135V134H75ZM115 135L113 134V136L115 137ZM142 135V134H141ZM192 135V136H191ZM218 135V134H217ZM220 135V134H219ZM226 135V134H225ZM232 135H234V134H232ZM257 135V134H256ZM72 136H74V135H72ZM129 136V135H128ZM156 136H158V132L156 133ZM185 135H183V137H186ZM190 136V138H188ZM188 137H187V139H193L194 138V134H190ZM246 136V135H245ZM89 137H91V136H89ZM133 135L131 136V139L133 140ZM191 137H193V138H191ZM218 137V136H217ZM235 137V136H234ZM108 138H110V136L108 137ZM125 138V137H124ZM128 138V137H127ZM126 138V139H127ZM139 138V137H138ZM142 138V139H143ZM180 138V137H179ZM196 138V137H195ZM63 139H64V136H63ZM130 138H128V140H124L125 142H129V140H131ZM186 139V138H185ZM229 139V138H228ZM67 140V139H66ZM69 140V139H68ZM134 140H135V138H134ZM231 139H229L228 141H229V143L231 142L230 141ZM235 140H236V142H235ZM70 141V140H69ZM163 141V142H162ZM225 141V140H224ZM102 142V141H101ZM124 142V143H125ZM132 141H130L129 143H131ZM138 142V141H137ZM179 142H180V140H179ZM178 142V143H179ZM226 142H227V139H226ZM104 143V142H103ZM127 143H125V146H124V148L123 149H125V147H127L126 146V144ZM128 143V144H129ZM140 143V144H141ZM198 143V142H197ZM228 143V142H227ZM248 145H250V141H248ZM67 144H69V143H67ZM134 144H135V142H134ZM161 144V145H162ZM175 144V142L172 144V146ZM234 144H233V140H232V146L234 147ZM62 145V144H61ZM66 145V144H65ZM192 145V144H191ZM195 145V144H194ZM204 145V144H203ZM67 146V145H66ZM78 146V145H77ZM106 147H107V143H106V145H105ZM159 146V145H158ZM167 147H168V145H166ZM175 146H176V148L179 150H177L178 151V153L180 154V155H182L183 153L180 151V148H179V146H177V144H175ZM189 146V145H188ZM55 148H56V146H54ZM53 147V148H54ZM61 147H63V146H61ZM60 147V148H61ZM69 147V146H68ZM143 147V148H142ZM181 147V146H180ZM191 147V146H190ZM194 148H195V146H193ZM264 147V146H263ZM58 148V147H57ZM65 148V147H64ZM103 148H105V147H103ZM175 148V147H174ZM235 148V149H236ZM66 149V148H65ZM69 149V148H68ZM68 149H67V151H68ZM120 149H121V147H120ZM122 149V150H123ZM157 149V148H156ZM198 148H196V150H197ZM264 149V148H263ZM58 150V149H57ZM70 150V149H69ZM106 150V149H105ZM142 150V151H143ZM145 150H146V148H145ZM59 151V150H58ZM61 151V150H60ZM81 151V150H80ZM123 151H125V150H123ZM249 151V150H248ZM264 151V150H263ZM146 152V151H145ZM161 152V151H160ZM143 153V152H142ZM153 153V151L151 150V153H145L143 156H144V158L143 159H145V160H147V158H148V156L150 157L151 156V158L153 157L151 154ZM155 153V152H154ZM173 153V152H172ZM247 153V152H246ZM251 153V152H250ZM72 153H69V155H70V157L72 156L71 155ZM147 154V155H146ZM148 154H150V155H148ZM187 154V153H186ZM66 155H68V154H65V156ZM155 155H156V153H155ZM161 155H163V154H161ZM160 155V156H161ZM189 155V154H188ZM191 155V154H190ZM243 155V154H242ZM94 156V155H93ZM157 156V155H156ZM104 157V156H103ZM174 157H175V155H174ZM208 157V156H207ZM66 158H68V157H66ZM91 158V157H90ZM95 158H96V156H95ZM101 158V157H100ZM151 158H148V159H151ZM165 157H162V159L160 160V162L164 159ZM170 158V159H169ZM168 159H167V161H165V163H166V168H167V170H166V173H164V175H163V173L161 174L162 175V177L160 176V177H158L157 176V178H159L160 180V182H163L164 183V181H167L166 183H168V182H170V180L172 179V177H173V179H174V177L177 175V174H175V171L176 170H179L180 169V166H179V164H178V161H177V159H175V158H173V155H171L170 157H169ZM178 158V157H177ZM180 158H182V156H180ZM179 158V159H180ZM184 158H186L185 156H184ZM209 158V157H208ZM69 159H71V158H68L67 160L68 161H70ZM73 160H74V158H72ZM71 159V160H72ZM98 161H99V159H97ZM165 160H166V158H165ZM75 161V160H74ZM98 161H97V164H98ZM151 160H149V162H150ZM164 161V160H163ZM183 161V160H182ZM185 161H187V160H185ZM67 162V161H66ZM82 162V161H81ZM152 162V161H151ZM149 163V165L150 164H152V163ZM180 162H181V160H180ZM77 163H78V161H77ZM77 163H74L73 162V164H76V167H77ZM184 163V162H183ZM187 163H188V161L186 162V164L184 163V166L186 165L187 166ZM69 165L71 164L70 162L68 163ZM80 164V163H79ZM158 164V163H157ZM189 164V163H188ZM83 165H85V164H83ZM62 166V165H61ZM74 166V165H73ZM185 166V167H186ZM190 166V165H189ZM70 167V166H69ZM184 167V168H185ZM58 168V167H57ZM72 168H74L75 169V167H70V173L72 174ZM80 167H78L77 169H79ZM188 168V167H187ZM6 169H8V168H6ZM81 169H83L84 170V168H82L81 167ZM165 169V168H164ZM186 169V168H185ZM82 170V171H83ZM182 170H184V169H182ZM190 170V169H189ZM230 170V169H229ZM15 171V170H14ZM74 172H73V174H72V176L75 174V173H79V172H77V171H75V170H73ZM85 171H88V170H86L85 169ZM89 172V171H88ZM179 172V171H178ZM183 172V171H182ZM182 172H180V174L182 173ZM188 172V171H187ZM228 172H230V171H228ZM87 173V172H86ZM86 173L84 174V181H90V179H89V177H86L85 178V176H87L86 175ZM90 173V172H89ZM185 173V172H184ZM227 173V172H226ZM80 174V173H79ZM100 174H101V172H100ZM99 174V177L102 175H100ZM183 174V173H182ZM83 175V174H82ZM81 175V176H82ZM91 175V174H90ZM152 175V174H151ZM154 176V175H153ZM152 176V177H153ZM214 176H216V178H214V182H216L217 184H219L220 183V181H222V180H220L221 179V177L220 176H217V175H214ZM64 177V176H63ZM69 177V176H68ZM228 177V176H227ZM179 178V177H178ZM204 178V177H203ZM3 179V178H2ZM97 179V178H96ZM154 179H155V176H154ZM167 179H170V180H167ZM177 179V178H176ZM209 179V178H208ZM9 180V179H8ZM175 180V179H174ZM178 180V179H177ZM207 180V179H206ZM211 180V179H210ZM213 180V179H212ZM211 180V181H212ZM179 181H180V179H179ZM182 181V180H181ZM61 182V181H60ZM94 182V181H93ZM159 182V183H160ZM209 182V181H208ZM213 182V181H212ZM11 183V182H10ZM171 183V182H170ZM63 184V183H62ZM90 184V182L88 183V186H90L89 185ZM221 184V183H220ZM159 185H161V184H159ZM170 185V184H169ZM169 185H167V186H169ZM87 186V185H86ZM164 186V185H163ZM172 186V185H171ZM63 187V186H62ZM66 187V186H65ZM85 187V186H84ZM165 187H166V185H165ZM165 187H163V188H165ZM1 188V187H0ZM159 188H160V186H159ZM170 188V187H169ZM177 188V187H176ZM175 188V189H176ZM211 188V187H210ZM161 189V188H160ZM171 189V188H170ZM3 191H5V190H3ZM157 191V190H156ZM171 191V190H170ZM177 191V190H176ZM53 192V191H52ZM169 192V191H168ZM203 192H205V191H203ZM46 193V192H45ZM54 193H56L55 191H54ZM57 193H58V191H57ZM171 193V192H170ZM201 193V192H200ZM20 194H22V193H20ZM202 194V193H201ZM203 194H205V193H203ZM2 195V196H1ZM44 195V194H43ZM121 195V194H120ZM120 195L118 194L117 196H119L120 197ZM208 195V196H207ZM207 195L205 194V196H207V197H205V198H203V199H205V202H206V204L208 203H212L213 201V198H211V201H210V198H209V194L207 193ZM0 196H1V198L2 197H4L5 195H4V192H1V194H0ZM11 196H13V195H11ZM19 196V194L17 195V197ZM21 196V195H20ZM20 196H19V198H20ZM72 196H74V195H72ZM150 196V195H149ZM14 197V196H13ZM26 197V199H27V196H25ZM46 197H48V194H47V196ZM46 197H44V199L46 198ZM59 197V196H58ZM119 197H118V199H117V197H116V199L117 200H119ZM146 197V196H145ZM175 197L176 198H179L180 196H178V194H175ZM183 197V196H182ZM181 197V198H182ZM204 197V196H203ZM11 198V197H10ZM56 198V197H55ZM140 198V197H139ZM139 198H138V201H139ZM143 198H144V196H143ZM152 198V197H151ZM181 198H179V199H181ZM22 199V198H21ZM21 199H18L19 201L21 200ZM25 199V200H26ZM47 199V198H46ZM147 199V198H146ZM202 199V200H203ZM262 199H264L263 197H262ZM50 200V199H49ZM56 200V199H55ZM69 200H71V198L69 199ZM69 200H66V201H69ZM144 200L145 199H141V201L140 202H138L140 205L139 206H142V205H144ZM148 200V199H147ZM151 199H149V201H150ZM177 200V199H176ZM23 201V200H22ZM26 201H28V200H26ZM51 201V200H50ZM57 201H58V199H57ZM65 201V202H66ZM73 201H74V199H73ZM146 201V200H145ZM153 201V200H152ZM151 201V202H152ZM175 201V200H174ZM179 201V200H178ZM264 201V200H263ZM21 202V201H20ZM116 202V201H115ZM258 202V201H257ZM256 202V203H257ZM28 203V202H27ZM54 203V202H53ZM117 203V202H116ZM150 203V202H149ZM155 203V205H156V201L154 202ZM201 203V202H200ZM260 203H262V202H260L259 201V204H258V206H256L255 208H254V206H253V208L255 209V211H254V213H253V211H252V213L254 214H252L253 215V217L255 218V217H257V215H258V213H259V211H260V209H261V204ZM24 204V203H23ZM26 204V203H25ZM56 204H58V202H55V205ZM115 204V203H114ZM119 205H120V202L118 203ZM151 204H153V203H151ZM196 204V203H195ZM42 204H40V206H41ZM45 205V204H44ZM53 205V204H52ZM51 205V206H52ZM116 205V204H115ZM212 206L214 205L213 203L211 204ZM27 206V205H26ZM43 206V205H42ZM135 206V205H134ZM138 206V205H137ZM159 206H162L161 204L159 205ZM193 206V205H192ZM207 206V205H206ZM244 206V205H243ZM249 206V205H248ZM44 207V206H43ZM53 207V206H52ZM114 208L115 207H118V206H113ZM112 207V208H113ZM145 207V206H144ZM143 207V208H144ZM149 207H151L150 206V204H149ZM157 207V206H156ZM211 207V206H210ZM32 208V207H31ZM46 208H48V206H46L45 205V209ZM50 208V207H49ZM111 208V209H112ZM121 208V207H120ZM214 208H215V206H214ZM252 208V207H251ZM34 209V208H33ZM51 209H54V208H51ZM118 209V208H117ZM28 210H30L29 208H28ZM55 210H57V209H55ZM55 210H52V211H55ZM58 210H60V209H58ZM113 210H115V209H113ZM119 210V209H118ZM117 210V212H120L121 210H119L118 211ZM135 210V209H134ZM141 210V208L140 207H138V209L136 208V210H135V213H136V211L138 212V211H140ZM246 210V209H245ZM32 211V210H31ZM30 211V212H31ZM142 211V210H141ZM177 211V210H176ZM183 212L185 211V210H182ZM203 211V210H202ZM248 211H250V210H247V212ZM35 212V211H34ZM38 212V211H37ZM36 212V213H37ZM56 212V211H55ZM112 212H114V211H112ZM122 212V211H121ZM126 212V211H125ZM186 212V211H185ZM195 213L197 212V211H194ZM39 213H41V212H39ZM59 213V212H58ZM115 213V212H114ZM113 213V214H114ZM176 213V212H175ZM194 213V214H195ZM199 213H201V211H199ZM204 212H202V214H203ZM138 214H139V212H138ZM171 214H173V213H171ZM192 215H191V217L193 216V211H192V213H191ZM111 215V214H110ZM215 215V214H214ZM235 215V214H234ZM249 215V214H248ZM31 216V215H30ZM46 216V215H45ZM52 216V215H51ZM113 216V215H112ZM182 216H184V214L182 215ZM10 217V216H9ZM18 217V216H17ZM17 217H10V219L12 218V220L13 219H15V218H17ZM34 217V216H33ZM32 217V218H33ZM36 217H38V214H37V216ZM35 217V218H36ZM55 217H56V213H55ZM54 217V218H55ZM59 217V216H58ZM176 217V216H175ZM178 217V216H177ZM212 217V216H211ZM248 217V216H247ZM252 216L251 215H249V218H246L245 216H244V219H247V220H244L245 222H244V224H243V226H244V228H243V226H242V229H241V231L242 232H244V231H248L249 230V226H250V221H251V219L253 218H251ZM19 218V217H18ZM40 218V217H39ZM106 218V217H105ZM181 218V217H180ZM214 218V217H213ZM236 218V217H235ZM9 219V218H8ZM27 219H28V217H27ZM29 219H31L30 217H29ZM42 219V218H41ZM44 219H46V217H43V220ZM106 219H109V218H106ZM173 219V218H172ZM182 219V218H181ZM11 220V222H14V221H12ZM33 222L32 221H30V220H26V218H25V221H26V223H27V226L29 225L30 226V224H28V223H34L35 222V219L33 218ZM36 220H37V218H36ZM43 220H38V222H43ZM51 220H53V219H51ZM101 220V219H100ZM103 220V219H102ZM227 220H228V218H227ZM17 221V220H16ZM174 221V220H173ZM202 221V220H201ZM209 221H210V219H209ZM211 221H213V220H211ZM249 221V222H248ZM11 222L8 220V221H6V226H5V229L7 228H9V226L10 225H12L11 224ZM54 222V221H53ZM103 222V221H102ZM26 223H25V225H26ZM44 223V222H43ZM45 223L47 224V223H49V222H46L45 221ZM101 223V222H100ZM159 224V222H157V220H156V223L155 224ZM40 224V223H39ZM225 225H226V221H225V223H224ZM38 225V224H37ZM42 225V224H41ZM44 225V224H43ZM197 225V224H196ZM195 225V226H196ZM199 225V224H198ZM197 225V226H198ZM236 226V229H237V227L239 228L240 227V225H236V224H234V220L233 219H231V220H229L228 221V224H227V227H232L233 228V226ZM24 226V225H23ZM28 226V227H29ZM39 226V225H38ZM48 226V225H47ZM34 227V226H33ZM172 227V226H171ZM35 228V227H34ZM36 228H37V226H36ZM54 228V227H53ZM186 228H188V227H186ZM235 228V227H234ZM241 228V227H240ZM7 229H6V231H7ZM11 229V228H10ZM8 229L9 230V232L11 231V230H13V229ZM27 228H25L24 230H26ZM31 229V228H30ZM185 229V228H184ZM226 229V228H225ZM21 230V229H20ZM28 230V229H27ZM32 231H31V233H34V234H32V236H31V239H29L30 241L28 242L27 240H26V237H25V239L23 240V241H27L28 243H25V245H29V244H31V243H33L34 241H36L37 242V240H38V238H39V236H37L36 234H35V232H34V230L35 229H31ZM169 230V229H168ZM178 230V229H177ZM189 230H191V231H193V228L192 229H189ZM196 228H194V233H197L196 231ZM16 232L18 231V230H15ZM259 231V230H258ZM20 232V231H19ZM24 231H21L20 233H23ZM30 232V231H29ZM155 232V231H154ZM174 232V231H173ZM13 233V232H12ZM18 233V232H17ZM17 233H15L14 232V234L12 235V238H11V246L8 248V255H7V258H8V260H9V258H14L18 253L19 254H21L22 255V257H23V260H25L26 259V257L27 256H32V252L34 253L35 251H31V249H28V248H30V247H28V246H24L23 248L24 249H22V251H21V247H22V239H21V237L22 236H20V235H22V234H18L17 235ZM179 233V232H178ZM178 233H177V235H178ZM201 233V232H200ZM246 233V232H245ZM260 233V232H259ZM261 233H264V228H262V231H261ZM259 234V236L261 237L258 241H262V237H263V235L264 234ZM167 234V233H166ZM25 235H26V233H25ZM24 235V236H25ZM36 235V236H35ZM153 235H154V233H153ZM168 235V234H167ZM166 235V236H167ZM170 235V234H169ZM4 236H6V234L4 235ZM30 236V235H29ZM151 236V235H150ZM197 236V235H196ZM87 237V236H86ZM152 237V236H151ZM154 237V236H153ZM23 238V237H22ZM166 238V237H165ZM168 238V237H167ZM40 239V238H39ZM83 239V238H82ZM6 240V239H5ZM193 240V239H192ZM84 241V240H83ZM185 241H187V239L185 240ZM40 242V241H39ZM38 242V243H39ZM178 242V241H177ZM179 244H180V242H178ZM194 243V242H193ZM36 244V243H35ZM41 244V243H40ZM24 245V244H23ZM48 245V244H47ZM46 245V246H47ZM154 246V245H153ZM176 246V245H175ZM174 246V247H175ZM233 246V245H232ZM235 246V245H234ZM48 247V246H47ZM52 247V246H51ZM38 248V247H37ZM159 248V247H158ZM42 249V248H41ZM41 249H40V251H41ZM236 249V248H235ZM149 250V249H148ZM167 250V249H166ZM169 250V249H168ZM176 250V249H175ZM42 251H43V249H42ZM162 251V250H161ZM180 251V250H179ZM188 251V250H187ZM186 251V252H187ZM190 251H192V250H190ZM233 251V250H232ZM55 252V251H54ZM148 252H150L149 253V258H151V260H152V258L153 259H155L154 257H156V258H160V257H163L162 256V254H160V252L158 251V250H156V249H153V250H151V251H148ZM164 252V251H163ZM167 252V251H166ZM178 252V251H177ZM184 252V251H183ZM236 252V251H235ZM40 253V252H39ZM162 253V252H161ZM167 253H169V252H167ZM172 253V252H171ZM193 253V252H192ZM36 254H38V253H36ZM59 254V253H58ZM61 254V253H60ZM170 254V253H169ZM174 254H176V253H174ZM173 254V255H174ZM191 254V253H190ZM217 254V253H216ZM138 255V254H137ZM168 255V254H167ZM176 255H178V257L176 256ZM175 256V258H174V260L176 261V259H177V261H176V263L174 262V261H171L170 260V257H173V256H168L167 258H165V257H163V259H165L164 261H165V264H187L186 262L188 261V254L187 253H185L184 252V254L183 255H180L179 256V254H176ZM193 255V254H192ZM59 256V258H60V255H58ZM166 256V255H165ZM57 257V256H56ZM55 257V258H56ZM62 257L64 258V256L62 255ZM242 257V256H241ZM62 258V259H63ZM137 258V257H136ZM57 260H58V257L56 258ZM133 259H135V257L133 258ZM133 259L131 260V261H133ZM146 259H147V256H146ZM148 260V259H147ZM131 261H129V262H131ZM156 261V260H155ZM159 261V260H158ZM121 262V261H120ZM161 262V261H160ZM159 262V263H160ZM4 263V262H3ZM123 263H125V262H123ZM148 263V262H147ZM151 263V262H150ZM6 264V263H5ZM64 264V263H63ZM121 264V263H120ZM130 264H137L136 263V260H135V262H131ZM158 264V263H157ZM160 264H162V263H160Z\"/></svg>","mask_w":264,"mask_h":264}]
</instances>
